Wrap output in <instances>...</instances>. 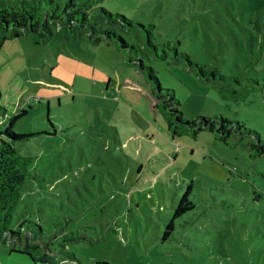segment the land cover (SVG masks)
I'll use <instances>...</instances> for the list:
<instances>
[{"label":"rangeland","instance_id":"obj_1","mask_svg":"<svg viewBox=\"0 0 264 264\" xmlns=\"http://www.w3.org/2000/svg\"><path fill=\"white\" fill-rule=\"evenodd\" d=\"M101 4L234 76L205 81L183 60L146 59L187 118L220 114L264 138V0ZM152 102L150 80L113 44L57 30L40 42L6 40L0 123L26 110L14 129L32 133L16 142L31 162L13 227L24 223L37 237L34 254L47 256L37 261L0 241V264H76L67 251L77 264H264V155H250L246 137L174 135ZM190 183L194 207L173 218Z\"/></svg>","mask_w":264,"mask_h":264},{"label":"trees","instance_id":"obj_2","mask_svg":"<svg viewBox=\"0 0 264 264\" xmlns=\"http://www.w3.org/2000/svg\"><path fill=\"white\" fill-rule=\"evenodd\" d=\"M152 26L112 11L101 4V0H0V49L9 38L27 34L34 42H40L49 39L55 30L70 41L89 40L94 44L102 42L113 44L124 52L128 65L141 71L145 78L150 80L153 107L162 112L168 129L174 135L196 136L199 131L208 129L216 132L225 142L232 136L246 137L249 138L246 145L250 155H264V138L260 132L241 121L220 114L199 115L193 119L184 115L181 100L176 97L175 89L162 84L157 70L152 64L149 65L146 59L152 62L163 60L167 63L183 60L187 69L194 71L205 81L226 83L234 76L224 74L217 66L211 67L204 62H195L187 52L180 51L173 42L175 40L155 42ZM123 31L138 32L137 38L128 39ZM25 111L15 114L4 126L0 123V241L18 242L21 247H12L11 250L26 252L34 260L41 261L45 260L47 254L37 257L32 251L38 246L34 242L37 237L30 238L29 231L23 233L24 223H21V228L13 227L14 213L19 205L31 162V157L23 155L16 147L17 141L24 140L32 134L14 129L15 121ZM4 113L5 107L0 104V116ZM191 187L190 183L181 195L175 206L173 218L194 207L189 197ZM168 227L173 228V221ZM169 234L168 230L164 233ZM72 236L79 238L80 233L76 235L73 233ZM67 254L71 260L76 261V264L79 262L71 251H67ZM95 264L111 263L96 261Z\"/></svg>","mask_w":264,"mask_h":264},{"label":"crops","instance_id":"obj_3","mask_svg":"<svg viewBox=\"0 0 264 264\" xmlns=\"http://www.w3.org/2000/svg\"><path fill=\"white\" fill-rule=\"evenodd\" d=\"M169 130V129H168ZM170 131V130H169Z\"/></svg>","mask_w":264,"mask_h":264}]
</instances>
